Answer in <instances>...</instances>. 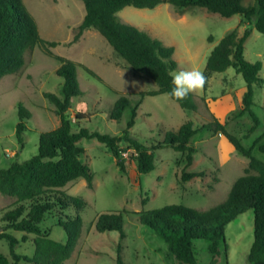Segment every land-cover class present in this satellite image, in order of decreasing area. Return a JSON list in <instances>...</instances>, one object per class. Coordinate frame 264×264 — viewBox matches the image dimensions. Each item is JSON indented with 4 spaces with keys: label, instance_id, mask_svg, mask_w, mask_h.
Returning a JSON list of instances; mask_svg holds the SVG:
<instances>
[{
    "label": "rangeland",
    "instance_id": "rangeland-1",
    "mask_svg": "<svg viewBox=\"0 0 264 264\" xmlns=\"http://www.w3.org/2000/svg\"><path fill=\"white\" fill-rule=\"evenodd\" d=\"M23 3L36 21L40 37L56 42L58 46L49 48L52 56L41 47L27 51L23 68L17 74L0 80V168H7L15 161L22 163L37 155L40 133L59 126L60 118L54 106L43 96L44 93H52L62 97V78L55 73L60 63L55 57L79 66L77 77L83 95L73 98L67 111L75 130L84 128L90 132L122 135L130 110H126L117 122L109 119V112L118 98L125 96L132 107L141 103L135 125L129 132L132 138L147 147L162 142L166 132L177 131L187 121L201 129L212 117L219 115L221 120L218 121L226 125L227 131L235 135L244 147H253V156L264 161V153L258 149L264 144L261 138L264 133V85L254 87L252 110L260 125L252 134H248L253 124L250 117L236 116L242 106L246 84L233 68L210 74L204 89L192 93L197 104L196 112L181 109L166 94L141 98L140 92L155 90L156 84L132 73L98 32L88 29L77 42L69 44L84 16L81 1L23 0ZM253 3L254 0L243 2L245 6ZM117 15L122 22L147 33L165 46L173 47L172 59L177 64L175 71L197 68L204 72L212 49L225 35L235 30L240 37L246 29H252L240 16L222 18L197 7L183 10H176L168 4H160L152 10L126 7ZM244 57L251 63L261 62L259 77L264 80V35L251 30L245 42ZM81 66L95 73L100 81ZM20 104L31 115L25 121L27 130L22 150L15 138ZM76 114L83 119L77 120ZM191 143L196 153L190 167H185V161L178 152L162 147L153 151L154 170L141 175L137 172L132 150H122L125 172L121 173L104 144L96 139H81L77 145L84 149L81 160L90 170L92 186L88 188L85 180L79 178L57 191L66 196L81 197L87 205L80 211L55 206L39 225L50 239L64 244L67 236L60 224L76 214L81 217L80 238L71 257L63 264H116L119 246L124 264H181L170 254L168 245L160 236L138 224L128 213L152 211L171 204L207 211L226 199L232 184L248 166V160L219 134L202 129L192 137ZM183 172H202L203 175L185 181ZM15 206L14 198L0 194V230L4 226L2 215ZM121 211L125 212L124 239L121 240L117 232L99 233L95 230L100 214ZM9 233L17 239L22 237V233L12 230ZM34 238V235H29L25 243H19L15 248L16 254L33 256ZM252 241L253 215L249 211L226 227L218 264H248L247 255ZM193 245L196 264H211L208 244L194 241ZM0 253L13 264L9 244L5 240H0ZM18 264L28 263L20 261Z\"/></svg>",
    "mask_w": 264,
    "mask_h": 264
},
{
    "label": "trees",
    "instance_id": "trees-1",
    "mask_svg": "<svg viewBox=\"0 0 264 264\" xmlns=\"http://www.w3.org/2000/svg\"><path fill=\"white\" fill-rule=\"evenodd\" d=\"M79 1L83 3L84 16L69 44L77 42L88 29L98 32L132 73L150 79L156 84L155 90L140 92L141 98L167 95L172 87L170 72L177 69V64L172 59L173 47L165 46L147 33L120 20L117 14L124 8L152 10L160 4H168L176 10L197 7L222 18L240 16L252 29L264 35V0H254L253 5L248 6L243 4L244 0ZM252 29H246L240 37L235 30L225 35L212 49L203 72L208 79L212 73H223L228 68H233L242 76L246 91L242 97L241 109L236 116L250 117L253 124L248 134L254 133L260 125L258 116L252 110L254 87L264 85V80L259 77L261 62L251 63L244 57L245 42ZM56 46L58 43L45 41L40 37L36 21L23 0H0V80L5 76L17 74L23 68L24 55L27 51L41 47L52 56L49 48ZM55 58L60 63L55 73L62 78V97L52 93H44L43 96L54 106L55 113L60 118L59 126L49 132L40 133L37 155L22 163L15 161L7 168H0V194L14 198L16 205L14 209L2 215L1 221L4 226L0 230V240L8 242L13 264L20 261L28 264H63L74 252L82 229L79 214L60 224L67 236L64 244L50 239L48 234L41 231L39 225L55 206L80 211L87 205L81 197L66 196L57 191L79 178L85 180L88 188L92 186L90 170L81 160L84 149L77 145L81 139H96L104 144L111 151L121 173L125 172L122 150L124 148L132 150L135 154L133 159L137 165V172L144 175L154 170L153 151L162 147H169L178 152L185 161V167H190L196 153L191 139L202 129L223 136L237 153L248 160L244 174L232 184L226 199L207 211L171 204L152 211L128 214L133 215L138 224L160 236L168 245L170 254L179 263L196 264L193 242L203 241L208 244L211 264H218L220 247L225 242L226 227L238 216L250 211L253 215V241L247 255V263L264 264V161L253 156V147H244L235 135L227 131L226 125L215 117L201 129L195 128L192 121H187L177 131L166 132L162 142L147 147L132 138L129 132L135 125L137 110L141 103L132 107L125 96L119 97L109 112V119L117 122L126 110H130L122 135L90 132L84 128L75 130L67 111L71 108L72 99L83 95L77 77L79 66L62 57ZM81 67L100 81L91 70ZM173 101L185 111H197L196 100L192 94L185 100ZM30 116L29 111L20 104L15 138L21 150L24 147L23 137L27 130L25 121ZM75 118L83 119L77 114ZM261 138L264 139V133ZM258 149L264 153V144ZM202 175V172H183L182 178L187 181ZM124 214L123 211L100 214L95 223V230L99 233L117 232L119 238L124 239L126 237ZM9 230L22 233V237L17 239ZM29 235L35 236L34 255L31 257L17 255L16 246L25 243ZM120 253L119 246L116 264H124ZM0 264H10L9 259L1 253Z\"/></svg>",
    "mask_w": 264,
    "mask_h": 264
},
{
    "label": "clouds",
    "instance_id": "clouds-1",
    "mask_svg": "<svg viewBox=\"0 0 264 264\" xmlns=\"http://www.w3.org/2000/svg\"><path fill=\"white\" fill-rule=\"evenodd\" d=\"M170 76L172 87L167 95L175 101L185 100L190 94L202 91L207 80L197 68L172 71Z\"/></svg>",
    "mask_w": 264,
    "mask_h": 264
},
{
    "label": "crops",
    "instance_id": "crops-1",
    "mask_svg": "<svg viewBox=\"0 0 264 264\" xmlns=\"http://www.w3.org/2000/svg\"><path fill=\"white\" fill-rule=\"evenodd\" d=\"M216 118L219 119V120H221V116H219V115H216Z\"/></svg>",
    "mask_w": 264,
    "mask_h": 264
}]
</instances>
